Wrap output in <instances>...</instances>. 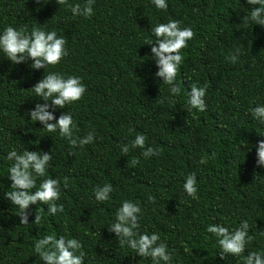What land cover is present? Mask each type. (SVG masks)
Instances as JSON below:
<instances>
[{
  "label": "trees",
  "instance_id": "16d2710c",
  "mask_svg": "<svg viewBox=\"0 0 264 264\" xmlns=\"http://www.w3.org/2000/svg\"><path fill=\"white\" fill-rule=\"evenodd\" d=\"M78 2L0 0V29L44 24L65 36L68 49L45 69L30 68V60L12 64L0 53V264H42L33 245L50 233L79 239L84 264H151L108 231L124 199L140 204V231L158 232L173 250V264H243L239 257L216 255L215 237L205 230L212 223L232 230L246 219L253 239L244 254L264 250V167L256 165L254 147L264 139V126L251 115L256 104H264V26L248 20L254 5L167 0V8L158 10L150 0H95L93 15L84 18L73 17L68 7ZM168 19L193 31L180 50L178 96L154 77L151 46L142 45L155 39L150 27ZM235 49L238 59L231 63L227 57ZM48 71L81 78L82 98L54 116L70 112L76 137L94 129L92 143L70 148L57 133L29 121L27 111L42 102L30 89ZM193 83L207 84L203 112L186 107ZM137 133L145 134L146 146H159V154L145 159L139 148L122 153L120 146ZM24 147L51 149L47 172L61 181L57 203L64 210L55 216L41 213L40 224H30L37 205H29V225H20L17 208L3 198L10 185L5 156ZM190 173L196 177L195 196L182 187ZM104 183L114 190L108 201L97 202L94 188Z\"/></svg>",
  "mask_w": 264,
  "mask_h": 264
},
{
  "label": "clouds",
  "instance_id": "9594fccd",
  "mask_svg": "<svg viewBox=\"0 0 264 264\" xmlns=\"http://www.w3.org/2000/svg\"><path fill=\"white\" fill-rule=\"evenodd\" d=\"M60 2L63 3L64 0ZM150 2L158 10L167 8V0H150ZM94 3L95 0H82V3H72L68 7L73 17L88 18L93 15ZM246 3L254 5L248 12V20L252 24L264 26V0H246ZM43 25L34 26L31 30L24 27L14 28L11 25L4 26L0 29V53L12 64L27 63L30 60L29 66L32 69L55 66L68 55L66 38L64 35H57L54 30H45ZM149 33L155 39L142 45L151 46V56L148 58L157 68L154 77L168 85V92L171 96H178L181 87L175 81L177 70L183 63L180 50L187 46V41L192 38L193 31L190 27H181L178 20L168 19L166 23L151 26ZM238 55L239 49H235L227 59L235 63ZM206 89L207 84L198 86L193 83L190 86V90L187 91L188 111L195 109L203 112L206 109L204 99ZM30 90L35 94L34 97L42 102H37L27 111L29 121L39 122L42 126L40 129L57 133L59 137L67 141L70 148L82 147L93 142L94 129L82 137L74 135L76 124L70 112L64 111L58 117L54 116L57 109H63L65 105L82 98L86 88L79 76L65 75L56 71L44 72L42 78ZM251 115L258 126H264V104H256L251 109ZM260 136L264 137V135ZM145 141V134L137 133L130 142L120 146V151L127 154L130 149L139 148L142 149L140 155L145 159L158 155L159 146L153 147L151 144L146 146ZM254 147L256 165L264 167V139L259 140ZM212 155L214 156L215 153ZM5 159L10 162L5 176L10 181V185L8 190L3 192V198L17 208L20 225H29V205L39 207L38 211L36 207L34 219L30 224H40L41 213L55 216L63 212V204L57 203L61 192V181L51 177L47 172L52 159L51 149L47 152L29 151L25 147L19 152L12 149L7 152ZM137 162V159L133 158L132 163ZM38 178L42 179L37 185ZM67 181L68 178L64 177V188L68 187ZM182 187L187 195L195 196L197 182L194 173L185 177ZM113 190L111 183L96 185L94 198L97 202L108 201ZM148 199L153 198L149 196ZM39 205L46 206V211ZM142 215L140 204L124 199L109 222L108 231L114 234L119 245L126 246L140 258H150L151 264H173V250H169L167 243L161 239L159 233L140 231ZM249 228L248 221L241 219L232 230L220 223L208 224L205 230L215 237L219 248L216 255L221 260L231 255L233 258L239 257L243 264H264V250L244 254L246 246L253 239L249 235ZM260 235L264 236V231H260ZM33 251L38 255L42 264H84L86 255L79 239L66 235L56 236L52 233L36 238Z\"/></svg>",
  "mask_w": 264,
  "mask_h": 264
}]
</instances>
